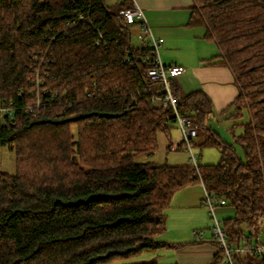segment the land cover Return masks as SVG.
Instances as JSON below:
<instances>
[{
	"label": "trees",
	"instance_id": "obj_1",
	"mask_svg": "<svg viewBox=\"0 0 264 264\" xmlns=\"http://www.w3.org/2000/svg\"><path fill=\"white\" fill-rule=\"evenodd\" d=\"M194 3L188 26L206 27L218 64L240 89L233 105L250 116L229 144L211 127L210 98L181 96L171 80L179 113L205 137L201 146L220 153L218 164L198 159V169L136 161L155 155L159 133L172 150L175 118L152 102L163 82L146 74L154 48L132 44L133 28L142 30L121 15L130 0L117 8L0 0V105L14 107L0 125V147L15 153L16 165L13 174L0 171V264H113L175 247L157 239L166 211L177 192L199 183L235 208L224 221L228 244H260L252 235L264 232V0ZM225 262L221 248L209 264Z\"/></svg>",
	"mask_w": 264,
	"mask_h": 264
},
{
	"label": "crops",
	"instance_id": "obj_2",
	"mask_svg": "<svg viewBox=\"0 0 264 264\" xmlns=\"http://www.w3.org/2000/svg\"><path fill=\"white\" fill-rule=\"evenodd\" d=\"M112 1L120 3L123 0ZM130 1L143 10L152 36L163 39L159 47L161 62L166 66H181L185 69L182 76L173 80L179 94L186 96L197 91L204 92L213 105L214 119L211 127L223 141L235 144L244 132V125L250 121L249 112L246 108L237 111V107L233 105L240 89L232 71L218 64L220 51L214 41L206 38V27L188 26L194 0ZM133 30L140 33L139 27ZM177 142L179 141L175 144ZM192 189L201 190L205 194L201 183L190 185L181 190L187 193L182 198L184 201L191 203L195 200L187 192ZM198 198L200 202L203 201L200 194ZM166 224L165 231L169 230ZM169 249L174 251L175 264H209L217 253L214 239L178 242ZM152 262L158 263L157 259L140 263Z\"/></svg>",
	"mask_w": 264,
	"mask_h": 264
},
{
	"label": "rangeland",
	"instance_id": "obj_3",
	"mask_svg": "<svg viewBox=\"0 0 264 264\" xmlns=\"http://www.w3.org/2000/svg\"><path fill=\"white\" fill-rule=\"evenodd\" d=\"M104 1L107 6L112 8H117L119 5V1L116 3L112 0ZM131 34L132 44L136 47L142 45L143 42L138 36L139 33H137L136 30H133ZM2 123V119L0 118V125ZM171 137L173 144L180 140V133L176 124L172 125ZM204 139V135L201 134L198 136L195 140L197 144L193 147V151L198 157L199 163L202 166L218 164L220 160L219 150L216 147H202L201 144L204 142ZM168 142L169 140L167 135L165 133H159L158 150L155 155L139 157L136 161L140 163L149 162L157 165H173L174 163L177 165H192L190 155L185 148L180 147L177 151H169L167 149ZM236 146L238 147V144ZM15 168V153L7 148L0 147V171L13 174L15 172ZM187 192H189L195 200H191V203L189 201H184L182 198L184 194L187 193L182 191L175 194L169 209L166 211V225L169 230H164V232L158 236V241L177 245L178 242L185 243L186 241L190 242V240H194L192 237L193 231H203L205 233L203 240L214 239L218 252L221 248L212 233V227L214 226L213 216L203 203L202 205L200 204L202 201L200 202V198H198L199 194L202 198H204L203 196L205 194L201 190L197 189H192ZM215 214L217 220L221 222L234 219L236 217L235 208L230 203H227L224 206L216 207ZM243 228L247 230L248 226L244 224ZM252 241L254 243L258 242L260 244H264V232L254 233L252 235ZM175 257L176 256L172 249L161 248L156 251H146L127 261H117L113 264L140 263L152 259H157L159 264H175Z\"/></svg>",
	"mask_w": 264,
	"mask_h": 264
},
{
	"label": "built area",
	"instance_id": "obj_4",
	"mask_svg": "<svg viewBox=\"0 0 264 264\" xmlns=\"http://www.w3.org/2000/svg\"><path fill=\"white\" fill-rule=\"evenodd\" d=\"M121 15L125 21L129 24L141 23L142 33L139 38L145 43L152 46L156 52L154 60H145L147 64L146 74L152 81L162 80L163 87L160 94H155L152 97V102L155 106L165 109H172V115L175 118L174 124H176L180 133V142L173 144L172 150H178L181 146L188 151L190 155V161L192 165L198 169V158L193 151V141L197 137V128L193 119L189 116H183L178 111L179 98H177L170 87L171 80H175L182 76L185 69L181 66H166L161 62L159 56V47L163 43L162 38H156L152 36L149 26L146 22L143 10L136 3H132L127 9L121 11ZM28 112H34L33 108H29ZM14 117L13 106L0 105V118L6 120V118ZM204 206L209 210L214 219V226L212 227V233L215 240L218 242L219 247L223 249L225 254V264H243L244 259L251 255H257L264 257V246L262 244H253L251 246H230L227 241V235L224 228V222L217 220L215 209L218 206H224L227 201L224 198L217 197L214 193L205 191ZM263 226V225H261ZM192 237L194 240H203V231H193Z\"/></svg>",
	"mask_w": 264,
	"mask_h": 264
}]
</instances>
